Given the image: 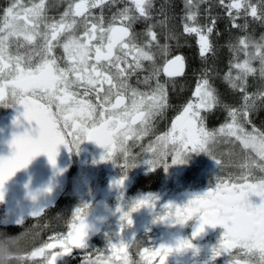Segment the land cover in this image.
Wrapping results in <instances>:
<instances>
[{
    "label": "snow or ice",
    "instance_id": "1",
    "mask_svg": "<svg viewBox=\"0 0 264 264\" xmlns=\"http://www.w3.org/2000/svg\"><path fill=\"white\" fill-rule=\"evenodd\" d=\"M118 2L70 0L59 19L48 15L49 8L56 6L52 0H29L30 6L23 0H13L4 10L0 20V104L22 105L21 115L27 127L19 125L24 127V131L13 135L11 156L0 157V187L41 153L55 165L58 145L77 147L84 137L105 148L101 160L113 159L117 148L128 157L127 141L152 133L157 118L163 117L171 106L168 84L171 82L175 89L171 78L184 73V57L167 58L170 46L159 43L155 25L149 24L142 34L132 30L137 20L151 19L153 0H131L138 15L124 7L117 9L106 21L103 9ZM220 3L223 4L224 0ZM198 4L199 0H185L186 20L193 22L194 26L185 23L183 30L198 36L200 55L204 57L213 51L210 42L213 26H195L198 13L193 9L198 8ZM96 8L101 10L99 16L91 11ZM227 8L230 16L232 10L236 11V17L241 11L247 15L250 10L252 18L264 22V0L256 3L232 0ZM165 23L160 21L161 25ZM242 27L246 29L247 23ZM141 37H144L142 42ZM175 38L172 33L166 35V40ZM57 48L62 49V55H57ZM230 48L234 54L242 51L244 59L230 63L223 79L230 89L243 94V103L238 107L223 103L206 75L198 79L192 93L194 99L183 106L172 120L171 128L156 137V144L148 149L153 158L147 163L150 166H155L158 161L165 163L169 155L173 164L184 163L183 157L187 152L203 151L222 168V160L215 156L221 137L234 138L244 150L255 153L256 158L245 155L244 162L237 165L239 175L217 176L214 188L194 195L183 206L164 205V214L158 219H169L183 225L196 217L200 223L193 236L203 231L204 225H222L224 232L212 249L213 257L227 254L225 264H264V175L260 178L254 175V170L264 174V131L255 126L249 131L245 127L252 123L251 114L264 106V91L251 94L246 91L250 75L259 72L264 81V35L260 42L251 36L240 37ZM158 55L164 57L163 73L170 78L163 83L156 64ZM254 60H259L258 69L253 67ZM204 71L206 74L208 70ZM140 73H144L142 78L138 75ZM134 76L137 77L136 85L131 82ZM141 84L146 90H141L138 86ZM218 106L226 111L228 121L218 128L209 129L204 113ZM14 123L19 124V121ZM134 166L123 165L125 170ZM123 179H118L116 184L122 185ZM253 195L260 197L259 204L250 201L249 197ZM154 199H140L132 210L151 204ZM85 214L80 208L76 209L68 234L58 233L50 237L59 242L62 252L47 251L55 249L56 245L45 243L35 251L24 253V260L41 256L47 264H54L57 256L69 254L74 248H86L84 238L88 225L84 220ZM33 215L39 217L40 213ZM122 219L131 224L128 213H124ZM136 243L119 241L123 264H133L125 249ZM110 247L115 249L117 244L110 243ZM191 247L189 240L180 239L176 250ZM233 249L242 251L246 259L243 262L230 259ZM172 251V247L161 244L150 253L147 248L143 249L141 256L146 264H155L156 258L159 264H165ZM82 264H105V258L99 255L93 260L85 256Z\"/></svg>",
    "mask_w": 264,
    "mask_h": 264
},
{
    "label": "flooded vegetation",
    "instance_id": "2",
    "mask_svg": "<svg viewBox=\"0 0 264 264\" xmlns=\"http://www.w3.org/2000/svg\"><path fill=\"white\" fill-rule=\"evenodd\" d=\"M129 1L119 0L114 6H106L103 9L106 21ZM0 2L4 3L0 7L2 20L4 10L13 0ZM23 2L30 6L29 0ZM52 2L56 6L49 8L48 15L59 19L70 0ZM91 11L99 16L101 10L96 8ZM132 30L136 33L135 26H132ZM56 52L57 55H62V49L57 48ZM162 74L164 75L163 68ZM138 75L142 78L144 73ZM164 78L159 77L162 83L166 80ZM136 81L137 77H132L133 85H136ZM138 86L141 90H146L144 85ZM92 99L95 100V97ZM190 99L193 98L184 103H177V100L169 97L171 106L163 117L157 118L154 131L141 139L127 141L128 157L117 148L113 159L101 160L105 148L86 137L77 147L58 145L55 165L49 162L44 153L33 157L0 187V230L13 234V229L23 227L29 232L30 246L34 245L33 240L40 239V243L28 249V253L43 247L45 243L56 245L55 249L47 251L62 252L59 242L50 237L58 233L66 236L73 214L80 208L82 214L86 213L84 220L88 225L84 238L86 248H74L69 254L59 255L54 264H82L85 256L95 260L99 255L105 258V264H123L120 259L123 256L119 249L120 240L137 242L130 249H125L133 264H146L141 256L143 249L147 248L150 253L161 244L173 248L166 257L165 264H225L227 254L218 257L212 255V249L219 243L224 232L222 225H204L203 231L193 236L200 223L196 217L183 225L173 223L169 219H158L164 214V205L183 206L194 195L203 194L210 187L214 188L217 176L227 178L230 174L239 175L240 169L237 165L244 162L240 159L227 160L231 157V152L224 150L218 154V159L223 162L222 168L217 166L216 161H211L210 156L203 151L187 152L183 157L185 162L176 164L172 163L169 155L165 161L167 167L160 161L155 166L147 163L153 158L152 152L148 151L149 147L156 144L157 136L163 135L171 128L172 120ZM22 112V105L0 104V157L11 156L14 151L10 143L13 135L22 133L24 127H27ZM15 120H18L19 124L14 123ZM253 126V123L245 125L249 131ZM249 155L256 158L255 153L251 152ZM125 163L135 166L125 170ZM254 175L260 178L264 174L254 170ZM121 177H124L123 183L117 185L116 181ZM50 182H54L58 187H50ZM145 197L155 199L151 204L132 210L136 201ZM249 199L253 204L261 202L258 196L253 195ZM36 212L40 213L39 217L33 215ZM124 213L129 214L131 224L122 219ZM180 239L189 240L193 247L177 251L176 245ZM110 243L117 244V248H111ZM229 258L241 262L246 259L243 252L237 249L232 250V256ZM27 264L47 262L43 257L37 256L29 259ZM155 264H159L158 258L155 259Z\"/></svg>",
    "mask_w": 264,
    "mask_h": 264
},
{
    "label": "trees",
    "instance_id": "3",
    "mask_svg": "<svg viewBox=\"0 0 264 264\" xmlns=\"http://www.w3.org/2000/svg\"><path fill=\"white\" fill-rule=\"evenodd\" d=\"M231 2L232 0H224V3L221 4L220 0H199L198 8L193 9L198 13L195 26H213V32L210 34L213 51L206 53L204 57L200 55L198 36L195 33H185L183 30L185 23L194 26L193 22L186 20L185 0H153L151 19L144 20L141 18L133 24L137 34L144 33L149 24L155 25L154 31L158 35L159 43L161 45L168 43L170 46L167 58L169 59L174 55L184 57V73L179 77L171 78L175 82V89L172 88L171 82L168 84L169 97L177 100V103H184L193 97L192 93L198 79L203 78L205 75L213 87L217 89L223 103L236 107L243 103V94L239 90L233 91L230 89L228 83L223 79L229 70L230 63H235L237 59L240 61L244 59V53L240 51L234 54L230 45L236 44L238 38L244 36H251L255 41L260 42V37L264 35V22L252 18L250 10L247 15L241 11L239 17H236V11L232 10L230 16L227 5ZM251 2L256 3L257 0H251ZM3 4V2H0V7ZM124 7L132 9L133 14L138 15L131 1L124 4ZM233 17L236 18L233 19ZM160 21H166V23L161 25ZM245 23H247L246 29L242 27ZM234 25L241 27H234ZM169 33L174 34L176 38L166 40V35ZM143 39L144 37H141V42ZM250 51H254V49H250ZM164 62V57L158 55L156 64L160 69V78L165 77L162 74ZM252 63L253 67L259 68V60H254ZM145 64L147 65V63ZM205 69L208 70L206 74ZM233 74H235V69H233ZM164 79H166L165 82L170 80V78ZM246 91L249 94L264 91V81L261 80L259 72L248 77ZM204 114L206 116L205 123L209 129L218 128L227 119L226 111L220 106ZM251 121L256 128L264 131V106L259 107L251 114ZM229 145L226 150L227 153H230L228 151L232 149V143H229ZM232 154L231 152V157L227 160L235 161L244 158V155L234 156ZM23 230V227L18 226L12 230V233L17 234ZM38 241L33 240L34 245H29L25 253H28V249L37 246L40 243Z\"/></svg>",
    "mask_w": 264,
    "mask_h": 264
},
{
    "label": "clouds",
    "instance_id": "4",
    "mask_svg": "<svg viewBox=\"0 0 264 264\" xmlns=\"http://www.w3.org/2000/svg\"><path fill=\"white\" fill-rule=\"evenodd\" d=\"M30 243L29 232L7 234L0 230V264H26L23 254Z\"/></svg>",
    "mask_w": 264,
    "mask_h": 264
},
{
    "label": "rangeland",
    "instance_id": "5",
    "mask_svg": "<svg viewBox=\"0 0 264 264\" xmlns=\"http://www.w3.org/2000/svg\"><path fill=\"white\" fill-rule=\"evenodd\" d=\"M194 99V98H193ZM228 121V117L226 119V121L224 123H226ZM229 143H232V149H230L229 151L233 153V155L235 156H238V154H241V155H249L251 154V151L250 150H244L242 145H240L239 142L235 141L234 138H224V137H221L219 139V142L218 144L216 145V148H215V156L217 157L218 154L224 150H227L228 147L230 146ZM236 145H237V148H236ZM209 159L212 161H216L214 160L212 157H209ZM50 187H53V188H56L58 187V185L54 184V182H50L49 183Z\"/></svg>",
    "mask_w": 264,
    "mask_h": 264
}]
</instances>
